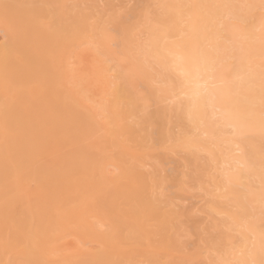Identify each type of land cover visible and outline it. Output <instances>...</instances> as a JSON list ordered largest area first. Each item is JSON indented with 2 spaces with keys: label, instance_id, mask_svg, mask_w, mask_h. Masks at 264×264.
Wrapping results in <instances>:
<instances>
[{
  "label": "bare ground",
  "instance_id": "bare-ground-1",
  "mask_svg": "<svg viewBox=\"0 0 264 264\" xmlns=\"http://www.w3.org/2000/svg\"><path fill=\"white\" fill-rule=\"evenodd\" d=\"M68 1L0 0V264H193L181 242L190 217L162 211L154 177L141 171L150 135L132 121L151 115L134 78L152 82L151 62L167 83L154 97L172 99L189 127L175 144L191 150L194 181L214 189L207 212L224 216L215 228L226 231L208 242L216 264H264V0H162L139 56L115 59L99 101L91 86L101 77H79L67 62L84 44L109 55L113 40ZM102 69L106 82L112 69ZM97 132L122 165L108 180ZM94 218L108 227L98 236ZM71 234L102 249L61 254Z\"/></svg>",
  "mask_w": 264,
  "mask_h": 264
},
{
  "label": "rangeland",
  "instance_id": "rangeland-1",
  "mask_svg": "<svg viewBox=\"0 0 264 264\" xmlns=\"http://www.w3.org/2000/svg\"><path fill=\"white\" fill-rule=\"evenodd\" d=\"M161 1L162 0L68 1V8L70 10H75L81 16H88L90 23L102 24L107 33L111 36L110 38H112L113 40L109 42V55L103 54L100 51L96 53L97 51H95L92 46L90 47V45L84 44L75 50V54L71 56V58H69V61L67 62L68 67L73 71L75 70L74 73L76 71L79 72V74L78 72H76L79 77L93 76L94 78H97L94 75H98V78L101 77V79L99 80L95 79L98 81L97 84H100L97 86L98 88L95 87L96 83L94 82V86H91L93 88L95 100L100 98L99 95L103 93L105 94L106 90H109L111 80L113 81L114 76H116V73L114 74L113 72L116 70L119 71V68H116V64L118 62L115 59H118L119 62L121 61L122 64H126L129 60V56H139V48L136 50L138 46H134L135 44L145 45L147 43L149 39V32L147 30L148 25H150L149 23H156L157 15L161 14V10L159 8V4ZM114 19H116L119 24H115V22L117 23V21ZM112 20L113 22H115L112 23ZM119 25L120 27L122 25V28H120ZM126 29L129 30L130 33H132L131 37H133H130V41L133 40V42L131 43L125 39L126 35L124 34V32ZM6 35V31L0 29V45L5 41ZM98 65H100V68ZM103 65H106L108 66V68L112 69L111 72H109L108 77L111 73L114 76L112 77L111 74V76L107 78L109 79V82L106 81V79L104 80L106 82H103V78H105V75H107V73L104 74V71L102 69ZM97 66L99 70L98 68L96 69ZM146 67V70L149 71V73L155 74V78L152 82L147 81V79H144L143 77H137L138 79L134 78V84L136 86L134 87L135 89H137V92L140 94V96H142V98L144 99L143 105L147 110V112L145 111L144 113H150L151 115V118L148 115L150 121H147V123L145 124H143V114L135 117L132 121V123L134 124L141 123V126H139V124H137V126L144 127L150 135V139L148 140V144L146 145L147 148L144 151L146 155L142 156L144 157V159H141V161L143 160L141 164L144 163L143 167H141V171L147 177L150 176L155 178H153V183L155 182L157 187L155 186L156 190H154V192H157H155V195L160 194L159 196L161 198V202L159 205L161 206V209L162 207H164V211L167 212L170 208V210H173L175 208L174 211L177 210L178 212H184L185 216H187L188 218L190 217L189 220L184 216L185 220L183 219L184 224L181 228V242H183L186 248V252L188 254L190 253L189 255L192 254L193 256H196L193 264H216L215 261L218 254L209 250L208 242L216 240L218 238L219 230L226 231V228L224 226H220L218 231L215 228V225L219 224V222L223 219L222 217L224 216H212L208 214L207 206L210 200V193L213 192L214 189L210 186L207 177L203 179L202 184L194 181V175L196 174V172H194L195 168L192 164L191 150L182 149L175 144L176 139L182 136L184 132H187L189 130V127L185 122H177L175 115L172 112V106L174 105V101L172 99L161 98L159 100L154 97L153 92L158 88H166L167 83H165L164 85V81L161 80L162 75L161 77L157 76L160 75L159 73L161 71L160 68L155 65V63L151 62L150 64H147ZM93 70L97 72L99 71V73L97 74V72L95 73V71ZM105 83L109 85H107V89L105 88ZM101 84H105L103 86L104 89H102L103 87H101ZM98 89L104 90L103 93H101L102 91H98ZM99 100L100 99H98L97 101ZM96 102L93 103L94 106L97 105ZM99 120L103 122L104 118L100 117ZM97 128L99 129L97 130ZM97 128L95 130L99 131L101 126ZM99 133L97 132L94 135L95 137L97 136V138H94L93 136V144L101 147H98L99 151L101 149H104L101 152L95 150L96 153L98 152V155L101 153L100 157L96 153L95 154L98 156L97 160H99L100 158L98 163L100 162L101 167L103 166L105 179L108 180L109 178L115 177L116 174H119V169H117L118 166L116 165H120V162L118 164V161H114L113 159L112 161H110V157L112 158L115 154L112 152L114 149H109L111 146L105 143L106 137L101 136L102 134L99 135ZM100 137H104L105 139ZM107 138H109L108 135ZM102 154H106V161H104V156ZM103 161L105 163H103ZM199 163L204 164L205 160L201 158L199 160ZM125 166L126 168L128 167L127 165ZM125 166L123 168H125ZM162 201L167 202L162 203ZM165 208H167L168 210H166ZM91 222H95V225H92L94 231L97 228L98 231L100 229V231H102L103 233L104 230L102 229H104V227L108 229V227L105 226V223L99 222V219H91ZM158 231L157 233H160ZM96 232L97 231H95L93 234H96V236H98ZM231 233L233 236H237L236 233ZM66 236H68L66 237L67 239H65L64 237L65 240L60 241L58 244L60 248L62 247L61 251L64 248V252L66 250H69L68 253H70L71 251V253H80L81 250H78V248L80 247L81 249L86 251L85 253H81L84 257L86 254L91 255L93 254V252H98L99 248L102 249V246L98 243V241H96V239H93V241L96 242L94 243L92 239H82L80 237H77L76 234H71V237L69 235ZM79 239L83 240L84 243L78 242ZM233 242H235V240H233ZM76 243H78V245ZM236 245L237 243H234L231 245V247H235ZM140 249L143 251L147 250V248L144 246L140 247ZM67 251L65 253L61 252V254H66ZM61 256L59 257L58 255L54 257V259L59 261L61 260Z\"/></svg>",
  "mask_w": 264,
  "mask_h": 264
}]
</instances>
